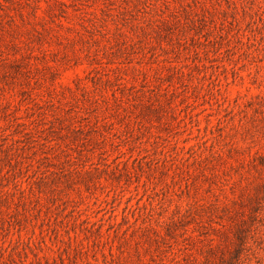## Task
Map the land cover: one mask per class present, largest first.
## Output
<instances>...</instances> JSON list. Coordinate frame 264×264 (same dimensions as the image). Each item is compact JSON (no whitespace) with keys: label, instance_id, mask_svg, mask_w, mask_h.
<instances>
[{"label":"rangeland","instance_id":"obj_1","mask_svg":"<svg viewBox=\"0 0 264 264\" xmlns=\"http://www.w3.org/2000/svg\"><path fill=\"white\" fill-rule=\"evenodd\" d=\"M120 5L0 0V264H264V0L232 21L254 35L198 55L200 28L186 24L104 48L96 35L114 34ZM93 55L155 68L177 97L131 133L73 142L83 120L65 103L91 84ZM50 100L55 123L31 116Z\"/></svg>","mask_w":264,"mask_h":264},{"label":"trees","instance_id":"obj_2","mask_svg":"<svg viewBox=\"0 0 264 264\" xmlns=\"http://www.w3.org/2000/svg\"><path fill=\"white\" fill-rule=\"evenodd\" d=\"M128 1L131 0H121V9L118 14L122 20L121 23H116L114 34L111 36L103 29L96 35L95 42H99L100 34L108 42L104 48L119 46V49L123 47L127 50L129 47L134 49L137 44L144 43L146 40L151 44L153 41L157 43L163 39L166 41L165 38L169 41L175 29L180 31L181 26L186 24L192 28H200L199 39L193 41L198 46L194 49L198 55L201 46L207 48L208 44L213 43L216 50L220 51L223 43L227 41L229 43L238 35L247 38L256 33L252 30L239 32L238 27L232 23L233 20L236 21L237 6L244 0H225V5L221 0H191L192 4L182 7L183 11L180 9L182 3L179 0H144L148 5L145 11H140L139 16L135 14ZM261 22L264 25V19ZM91 26H93L92 23ZM84 27L89 28L87 25ZM93 27L96 28V25L94 24ZM115 59L106 60L93 55L89 60L92 66L89 80L92 85L82 84L78 87L79 93L65 103V105L69 104L68 110H73L74 115L83 120L71 128V141H82L86 144L92 141L90 133H97L104 138L108 136L111 140L118 132L131 133L134 125L144 126V118H151L150 114L157 116L160 108L166 104L168 107L171 106L177 97L178 87L166 81L167 75L158 72L155 68L147 67L142 62L133 64L132 61ZM181 75L184 76L182 72ZM108 89L112 91L111 96L102 93ZM95 90H99V94L95 95ZM42 102V104L28 106V110L32 111L31 116L37 113L43 116L51 113L50 120L55 123L54 111H57L58 105L52 100ZM139 108L143 117L140 111L135 114V110ZM92 112L95 115L94 120L91 119ZM36 116L39 117V115ZM122 122H124L123 128L117 126ZM21 125L25 126L26 123ZM102 129L103 132H101ZM127 163L124 161L121 167L120 164L116 167H119L120 172H127L129 171ZM159 166L157 164L156 167Z\"/></svg>","mask_w":264,"mask_h":264}]
</instances>
